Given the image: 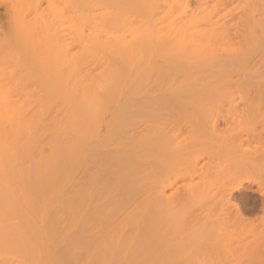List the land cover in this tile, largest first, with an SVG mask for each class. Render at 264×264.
<instances>
[{
    "label": "bare ground",
    "instance_id": "bare-ground-1",
    "mask_svg": "<svg viewBox=\"0 0 264 264\" xmlns=\"http://www.w3.org/2000/svg\"><path fill=\"white\" fill-rule=\"evenodd\" d=\"M191 2L192 0H93V5L92 0H90L88 3L93 11L94 9L95 11H100L97 15L95 13L93 16L95 19L94 33H92L89 40L93 66L87 72L85 71L86 74L83 73V76L88 75V73L90 75H88L89 77L85 76V80L83 77L82 79L80 76V79L77 77L80 73H77V71L80 69L76 68L75 64L81 58L72 53L70 65L74 66L72 68L73 72H68L69 74L63 75L64 77L60 75L59 79V86H63V90H68L69 87H72V91L73 89L74 92L76 91L74 94L80 95L79 97L75 95L72 97L69 93L71 90L65 91L68 93H66V98H77H74V101H67L68 103H71V101L79 103V106L77 104L78 109H75L74 107L76 106H73L74 113H76V110H79L76 114L71 113L72 109L65 108V111H70L66 114V119H69V121L66 120L65 123L67 125H65L68 126L72 121L71 127L69 125L71 128L69 130L74 132L72 130L73 123L76 122L74 125L76 131V133L74 132V136L76 137L73 138H76L77 150L76 148L75 150L78 154L76 152L74 154L78 156V160H74V163L78 162V165L73 163L72 165H74L73 167L77 165L78 169H76L80 174L78 175V188L79 186L80 188L75 200L77 203L74 201L73 203L66 202L69 207L72 206L69 205L71 203L77 207L76 216H74L75 218L72 217L73 220L69 226L70 229L77 230L76 237L72 240L73 244L72 241L71 245L70 242L68 243L71 246L68 248V251L70 252V250H73L70 248L74 247V250L76 248L78 252L75 251L76 254L72 255V257L70 256L68 261L72 262L75 259L77 264L155 263L153 261L157 257L156 252L163 248V246L156 242V237L161 227L159 223L161 213L169 210L173 216L175 211H177L176 217L178 218L182 217V212L184 213L183 217L186 216L175 233V238L178 240V250L183 249L192 238L198 235H206L211 238L212 245L217 247L218 250H221V247L223 250L224 247L229 246L234 247L235 251L240 248L235 254L240 250L243 251L241 252L243 254L238 253L240 255L237 254L238 258H236L233 248L227 250L224 253L225 257L223 256L226 260L222 259L223 262L231 261L230 264H234V261L237 262L241 259V262L239 261L240 264H264V230H262V235L260 232L256 235L258 241L254 242L255 236L249 237L252 234L250 229L252 230L253 223L248 221L249 218L247 215H244L241 206L233 202L237 193H242L243 190L247 189L246 184L259 185L258 194L262 196V193H264V187L258 179L245 177L254 161L252 155L248 153L240 154L238 151L236 153L233 149L231 152L238 156L231 153L232 157H227L226 167L228 166V168L225 167L227 170L224 168L221 172H218V175L215 172L216 177L220 173L222 175H220L218 188L214 189L213 182L216 177L213 176L215 175L214 173H211V175L209 172L212 167L208 172H205L204 169L199 167V162L206 157H209L211 162H214L215 158L219 159L223 146L216 145L217 147H215L211 143L206 144V140L204 141L203 139L204 136H200L201 134H205L203 130L202 132H200L201 130L199 131L200 135H197L198 133L193 134L192 132L191 135H195H192V138L189 137L192 140H186L184 136L185 141L182 139L175 143L177 137L179 138L183 133L190 131L189 127L185 124L183 125L173 115L172 109L168 108V105L151 109H146V106H144L148 101H154V99L144 97V94H142L143 90L150 83L155 86L158 82L159 85H162L160 86L161 88L169 86L172 76L180 73L178 68H185L197 74L210 71L213 74L220 75L224 73L226 75L233 71L247 69L257 55L264 57V0H195L196 4L194 6L191 5ZM9 6L11 7V4ZM12 6H14L13 3ZM174 11L177 12L178 16L177 14L176 17L173 16L175 14ZM8 13L10 14V11L6 9L7 16L11 17ZM181 19L182 21H180ZM155 55L160 56V58ZM152 58L155 59L152 60ZM156 58H159V61L161 59V61L159 62ZM82 60L84 59L82 58ZM155 60L158 62L154 63ZM94 71L97 72L96 75ZM92 73H94L93 76L91 75ZM94 78L96 79L94 80ZM75 79L79 81L80 86ZM91 80L92 83H95L93 84L94 87L97 85L105 90V95L107 94L106 96H108L107 99H110V97L113 99L120 92L124 96V92L127 91L124 96V103L112 109V128L108 136L104 138L102 137L104 134L101 136V116L104 110L103 105L100 104L102 98L99 97L101 99L98 100L97 95H93L95 92H93V86L92 91L91 89L89 90L91 88L89 85ZM158 84L156 85L157 87L159 86ZM74 86H76V90ZM79 90L80 93L82 92L81 94L78 93ZM95 90L97 91V89ZM109 95L111 96L109 97ZM93 96L96 97L94 98ZM103 99L106 100V97ZM97 101L100 102L98 103ZM69 107L72 108V105L70 104L67 108ZM170 114L176 119L172 115L170 118ZM72 115H76L78 118ZM72 117L74 119L70 120ZM62 120H58L61 121L60 124H63ZM58 124L56 126L59 130L63 126L59 124V128ZM31 125L28 123L25 126L28 131H30L29 129L34 131ZM176 128H178L177 131L175 130ZM208 129H215L214 120L211 119ZM63 131V133L69 132L65 127ZM62 132H59V134ZM56 134L58 133L56 132ZM68 137L71 138L69 135ZM193 137L195 138L193 139ZM57 138V141L54 140L55 142H50V144H54V147H59V145H64L66 142L65 144L67 145V141L60 144L59 139L61 138V134L60 138ZM210 139L208 140L210 141ZM24 140L29 141V139ZM214 141L213 143L216 142ZM56 142H59L58 146H56ZM25 143L24 145L27 146V142ZM71 143L68 142V145H71ZM217 144L221 145L220 142ZM63 145L59 147V151ZM25 146L24 149L26 148ZM72 146H67L68 149L64 145L63 148L69 152L75 147ZM54 147L50 148L51 151L48 152L53 154ZM10 148L7 136L0 133V250L4 249L6 252L5 249H12V253L16 256H11L8 250L6 254H10L13 261L17 256L23 257L21 248L27 255L32 249L36 251L40 242L41 246L44 247L42 249L39 247L40 250L36 251L37 253L31 252L33 256H28L30 253L27 256L32 258L36 254L35 257H39L37 255H39L40 251L42 254L49 251L50 244L46 247L45 251L47 240L50 239L45 233L49 232V230L43 231V228L46 227L44 226L45 223L43 226H39L40 230L37 224L40 222L38 221L40 215L42 214L41 217L43 214L45 216L46 210L43 208L45 212H40L42 209L40 207V211L38 209L39 212H37L36 208H34L37 203L35 204L32 198L33 196L35 198L41 197L40 199H42L44 194L40 192L41 196H38L39 191L36 190L37 184L33 186L30 182L32 178L33 180L36 178V175L32 176L37 172L33 171V169L38 170L37 175L40 176L44 172V169L46 170V166L50 165L51 167H49L52 168L54 166L52 162L55 159H59L54 157L56 154H50L53 156V160H51V156L48 154V161L46 159L48 156H44L42 151L41 154L43 156L40 154L41 157L38 158L40 161L36 159L37 163L42 162V165L38 163V166L41 165L42 168L37 166L38 168L31 169L33 172L30 171L25 176L21 172L20 167L18 169L22 175L17 170L16 166L18 167V165H16L15 156H13ZM65 150L63 151L64 157H66L65 153L67 154ZM72 150L69 153L73 154L75 150L73 152ZM41 158L45 160H41ZM69 158H72L71 155ZM181 159L187 161L186 167H180V164L178 165L179 167L176 166L175 163ZM65 160L67 159L65 158ZM61 162H63L62 158L59 163ZM64 165L65 163L63 167H65ZM49 170L47 168L48 172L45 171L44 175L47 180L52 181L53 174L51 173L57 172V168L54 171L52 168V172H49ZM22 171L24 172L25 169H22ZM66 173L70 175V171H66ZM19 174L21 177H19ZM62 174L64 175L63 172ZM62 174L59 176H63ZM67 176L64 175V177ZM53 177L55 178V182H57L55 184L61 187V183L59 185V182L64 177H61L60 181L56 180L57 176ZM196 178L200 180L197 184L185 185L188 181H194ZM25 180H28V182ZM53 182H50V184ZM37 183L40 184L39 181ZM45 183L50 185L47 181ZM179 183H182V185L178 186ZM55 184H53L54 187ZM57 185L56 188L58 189ZM176 186V192L172 195L168 194V191ZM37 189L40 190V188ZM44 189L48 190L47 188ZM46 190L45 192H47ZM58 191L55 190L56 193ZM247 191L252 192L249 188ZM216 195L222 200L221 209L219 210L221 218L219 217L218 221L213 215L214 213L217 215L219 213L216 205L213 203V198ZM45 197L46 199L43 198L47 202H52L50 201L51 197H53L52 194L49 196V201L47 200V193ZM37 200L39 199L37 198ZM43 203L42 199V204L40 200V204L38 205L45 206L46 203ZM56 204L59 203L57 202ZM260 207L261 210L259 211L264 212V201L261 202ZM50 208L47 207L48 210ZM185 208H189L190 213L186 212ZM70 209H68V215L71 214V217L73 210L70 211ZM33 212L37 217L39 215L38 218L35 216L37 220L34 218L38 221L37 223L33 220ZM29 215L32 220H30ZM52 215H54V210ZM55 216H58V214H55ZM55 216H53L54 218L50 217L52 219H49L50 222L55 221ZM261 217H257V220L259 222L262 221L263 225L260 224V226L264 229V216ZM49 220L47 225L50 226ZM56 220L58 221V219ZM33 221L37 225V227L33 225L37 228H35L37 231L34 227V230L32 229L31 224H33ZM54 224V227L58 226V222ZM48 227L47 229L51 228ZM54 227H52L53 230H50L48 236L52 232L54 234L58 232L55 236L57 237L58 234V238L59 236L61 237L60 231L55 230ZM31 229L34 233L37 232V234L35 233L34 235ZM61 231L63 232L64 230L61 229ZM54 234L51 235L54 236ZM42 235H45L44 240ZM45 237L48 239L46 240ZM43 241L46 242V245H42ZM254 243L256 244L254 245ZM236 245L237 248H235ZM30 248L31 250L28 251ZM23 249H26L28 252H25ZM68 251L66 255L64 254L63 259H65V256L73 253L67 254ZM27 256L25 257L26 259H23L28 262L27 259L29 258ZM47 256L45 255L44 262L50 260H46ZM2 257H0V262L4 261ZM20 257L16 260H19ZM51 257L53 258L54 256ZM52 258V263L48 262L49 264H55ZM36 259L37 261L43 260ZM19 261L17 263H20ZM68 261L64 264L71 263ZM44 262L42 261L41 264H44ZM58 262V264H62L63 261L61 263L60 261Z\"/></svg>",
    "mask_w": 264,
    "mask_h": 264
},
{
    "label": "rangeland",
    "instance_id": "rangeland-1",
    "mask_svg": "<svg viewBox=\"0 0 264 264\" xmlns=\"http://www.w3.org/2000/svg\"><path fill=\"white\" fill-rule=\"evenodd\" d=\"M89 2L90 0L89 1L88 0H0V104L2 105V107L0 105L1 107L0 108V133L7 136V139L11 147L10 150L13 153V156H15L14 158L16 160V165H18V167L16 166V168L17 170L21 168V172L25 176L26 174L30 173V171H32L31 169L33 168L35 169L38 167L42 168L41 167L42 162L40 163L38 162L39 164H41L39 166L37 163V161H40L38 158H40L42 154L44 156L46 155L48 156V154L49 156H51L53 154L57 155V153L59 152L58 155L60 154V156L54 155V157H57V159L59 160L55 159V161L52 162V165H54L52 166L53 171L54 169L56 170L57 168L56 170L57 172H52L51 170L52 168H50L51 166L49 164L48 165L50 167L46 166V170L44 169V172L40 176L37 175L38 170L33 169V171L35 172L37 171L36 174L32 175L33 177L36 175L35 176L36 180L35 179L33 180V178L31 177L32 181L30 179L31 181L30 183L33 184V186L37 184L36 190L39 191V194H37V192L36 194L38 196H41L40 194L42 192L44 194V196L43 194L42 196L45 199H46L45 195L47 193V200L50 199L49 197L50 194H52L53 196L50 199V201H52L53 203L47 202L42 197L44 203H46L45 206L38 205L40 204V200L42 204V199H40L41 197L35 198L32 196L33 202L35 204L37 203V205H35L37 207L34 206L37 212L40 211V207L46 210V212L44 211V209L43 211L42 209L40 211L43 213L45 212V216L43 214L44 217L43 216L41 217L42 215L41 213H40L41 218L37 214L39 217L38 221H40L39 223H37L38 221H36L38 217L34 215V212H35L34 211L33 212L34 217L32 216L33 220H35L34 218L37 217L35 221L38 224V227L43 226V224L45 223L44 226L46 227H44L45 229L43 228V231L49 230V232L50 230L51 231L53 230L52 227L55 226L54 223L58 222V226L54 228L55 230L60 231L61 233V237L59 236V238H58V234H57V237L55 236V234L58 232H55V234L53 232L51 233V234H54L55 237L52 236L51 234H49L50 236H48V233H49L48 231L46 232L47 234L45 233V235L48 238L50 237V239L45 237L46 240L48 239L47 245L45 242L46 240L43 241L45 244L43 243L42 245H46L45 246V251H46V247H48L50 244L48 248L49 251H46L47 254L43 253L44 255L40 251L39 255H37L39 257H35L36 254H34V257L32 258L28 257V256H33L31 252H33L34 250L32 249V251H30L31 250L30 248L28 250L30 252H28L26 249H23L25 250V252H28V254L29 253L31 254V255L27 254L28 255L27 256L26 253H24V251H22V248H21L23 257L17 256V258H15L13 261L18 259V257H20L19 258L20 261L16 260L15 262H13L12 257H10V254L11 256L14 255L11 251L12 249L10 250V248H7L5 249L6 252L4 251V249H1L0 252L2 254L0 253L1 255L0 257H2L3 255L2 260L4 261L0 262V264L2 263L3 264H12V263L34 264L37 261L36 258H38V260L43 259V260L37 261V263L41 264L42 261L44 262L45 255L46 256L48 255L46 257L47 258L46 260L48 261V259H50L48 261L49 263H52L51 256H54L52 260L55 264H58L59 263L58 261H60V263L63 261L62 264H64L70 259V256L72 257V255H75L76 252H78L76 248L74 250V247H73L74 245L72 246L73 248H70V249H73L74 251L70 249H69L70 252L68 251V248L71 247L68 245V243L70 242V245H71V241L75 239L76 232H77L76 229L75 230L70 229L69 226H70V222H72L73 220L72 217L76 216L77 207H75V205L73 206L72 203L73 201L75 202V200L77 199V193L80 188V186L78 188V185H79L78 175L80 174L77 170L78 162L74 163V160L76 161L78 160V156L76 155L78 154L76 151L77 150L76 138H73V137H76L74 136V132L76 133L74 129V125L76 122L73 123L74 125H73L72 130H74V132L69 130V128L71 127L72 121L68 124V126H66L67 125L65 123L66 120L69 121V119H66V116H67L66 114L68 113L69 110L65 111V108L73 110V106H76L77 108L76 107L74 108L78 109L79 103H77V101L76 103L73 102L75 97L74 98L72 97L75 95L74 93L76 91L74 92V89L72 91V87L68 88L69 91L71 90L69 92L72 95V97L70 96L71 99L66 98V95L68 93L65 91L67 89L63 90V86L62 87L59 86V79H60V75L61 77H64L63 75L69 74L70 71H72V68H74V66L72 67V65H70L71 64L70 59H71L72 53L78 55V58H81V60H79V62L76 61V64H75L76 68L78 67L80 69L79 71H77V73L80 72L79 74H81V75L78 74L77 77L80 76L82 79V77L84 78L85 76L90 75V73H88V75L83 76V73H85V71L87 72V70L93 66L92 64L93 62L91 59L89 40L91 39L92 33H94L93 28L95 26L94 24L95 19L93 16L95 13L97 15L100 11L99 10L95 11L94 6H93L94 11H93L91 7L89 6L90 4L88 5ZM12 3L14 6H12ZM10 4H11V7L9 6ZM92 4H93V0H92ZM195 4H196L195 0H192L191 5L194 6ZM6 9H9L10 14L8 13V15H10L11 17L7 16ZM176 14L177 12H175L173 16L176 17ZM180 21H182V19ZM155 56L157 57L158 55H155ZM158 57L160 58V56ZM82 58L86 61V63L84 60H82ZM159 58H156V59L159 61ZM171 58H174V57H171ZM153 59L155 58H152V60ZM157 60H155L154 63H156ZM178 69L180 73L172 76V80L169 86L167 87L165 86L161 88L160 86L162 85H159L158 82L156 83V85L157 84L159 85L158 87L150 83L151 85L149 84V86H147L143 90L142 94H144V97H147V98L151 97L154 99V101L150 100L146 103V105H144L146 106V109L157 108L162 105H168L169 107L168 106L166 107L172 109L173 115L177 119H179V121L183 125L185 124L187 127H189L190 131L188 132L190 133L189 134L188 132L183 133L181 135L182 137L179 135L180 137L179 138L177 137V140L175 141V143L182 139L184 141L185 139L192 140L191 138L193 134L198 133L197 135H200L201 133H199V131L201 130L200 132H202L203 130V133L205 134L204 135L201 134L200 136H204L203 139L204 141L205 140L207 141V142L205 141L206 144L211 143L212 146H215V147H217L218 145L221 147L223 146L222 148L218 147V148H221L220 153H222L220 154L221 156L219 159L215 158L214 162H211L209 160V157H206L199 162V167L204 169L205 172H208L210 168L212 167L211 171L213 172L209 171L210 174L211 173L215 174V172H217L216 174L218 175V172H221L226 167L227 160H228L227 157L229 158L230 156L232 157L231 153L233 154V152L231 151L233 149H234L233 150L234 152L238 151V153L240 154L248 153L249 155H252V157L254 158V161H253L252 166L249 169L248 174L245 177H254L258 179L260 184L264 187V57H262V55H257L255 57V60L252 62V64L249 67H247V69L241 70V71H233L226 75H224V73L217 75V74L211 73L210 71L197 74L196 72H190L189 70L185 68H178ZM94 72L96 75L97 72L96 71ZM93 74L94 73H92L91 75L93 76ZM92 76L91 78H93ZM95 79L96 78H94V80ZM92 80L89 84L91 87L89 88V90L91 89L92 91V86H93L94 88L93 92L95 91L93 95L96 94L98 98L101 97L102 99L106 97V100L103 99L102 101V99L99 98L98 100L101 99L100 100L101 102L97 101L98 103L100 102V104L103 105L104 107V110L101 116V119H102L101 136L104 134V136H102L104 138L108 136V133H110V130L112 128V125H111L112 124V111H113L112 109H114V107L116 106H121L124 103V96L126 95L127 91L124 92L122 90L125 93L124 96H123V93L120 92L118 93V95H116V97L114 96L113 99H111L112 98L110 97L111 95H109L110 99H107L108 96H106L107 94L105 95V90H103V88L97 85L94 87L93 84L95 83L94 82L92 83ZM78 82L79 81H77V83ZM160 83H162V81H160ZM78 84L80 86V83ZM75 87L76 86H74V88ZM95 89H97V91ZM78 93H80V90L78 91ZM75 96L79 97L80 95L78 96L76 93ZM70 100H73V101H71V103H68L67 101L70 102ZM66 104L68 106L71 104L72 108L71 107L67 108L68 106ZM72 110H71V113L73 114H76L79 111V110L78 111L76 110L75 111L76 113H74V110L73 112ZM64 113H65V117L63 116ZM171 115L172 114H170V118H171ZM72 116H75L76 118H78L76 115H72ZM76 118L75 120L77 121ZM72 119L74 118L73 117L70 118V120ZM211 119L214 120V123H215V129H214L215 132L212 129L210 130L208 129L210 126ZM58 120H62L63 124L62 123L60 124L61 121H58ZM23 122H24V125H23ZM56 122H58L63 127L60 128V125L57 123L60 128L58 130L57 129L58 127L56 126L57 125ZM28 123L30 125L32 124L31 126L33 127L34 131H31V129H29L30 131H28V129L25 127L26 125H28ZM53 125L56 127H54ZM64 127L66 128L67 131H69L68 133L67 132L63 133L65 131V130L63 131ZM175 130L177 131L178 128H176ZM207 131L208 132L211 131V132L208 133ZM56 132L58 134H56ZM59 132H62L60 133L61 138H60ZM192 132L193 134L191 135ZM29 134H31V136H29ZM185 134L186 135L188 134L190 136L187 135L188 136L187 137ZM68 135L71 136V138H69ZM210 135L212 136L214 140L216 138L215 140L216 142L211 138ZM56 136L61 139V140L59 139V141L61 142L60 144L67 141V145L65 144L66 142L64 143L66 147L67 146L71 147L72 144H74L73 146L75 147L73 146L72 147L74 148V150L76 148V150L74 151L72 150L73 148L71 149L72 152L74 151L73 154L69 153L71 152V150L69 152L68 150L66 151L63 148L64 147L63 144H62L63 147H61V150L59 151L58 150L59 147L62 146L58 144L59 142H56L57 143L56 146L59 145V147H54L55 146L54 144H50V142L53 143L55 142L54 140L56 141L58 140ZM184 136H185V139H184ZM194 138L195 137H193V139ZM24 139H29V141L27 140L25 141ZM208 139H210V141L213 140L215 143H213V141L210 142ZM71 141L73 142L71 143ZM25 142H27V146L24 145ZM68 142L71 143V145H68ZM218 142H220L221 145L217 144ZM24 146L27 149L26 148L24 149ZM53 147H54V152L55 151L56 152L55 153L53 152V154H51L48 151H51L50 148H53ZM64 150L65 152H67V154L65 153L66 157H64L63 155ZM61 152H62L63 157L61 155ZM75 152L76 154H74ZM228 153L229 155H227ZM70 155L72 158L68 159ZM72 155L76 159H74ZM49 156L46 158L48 159V161H49ZM52 157L53 156H51V160H53ZM59 157L62 158L63 162L59 163L61 160V158ZM65 158L67 160H65ZM42 159L44 158H41V160ZM70 159H72L73 162L72 160L70 161ZM64 163H65L64 166L66 168L63 167ZM68 163L70 166L68 165ZM72 163L77 164V165L73 167L74 165H72ZM175 164L177 167H179L178 166L179 164H180V167L181 166L186 167L187 161H185L184 159H181ZM43 166L45 167V164ZM59 166H62V167H59ZM58 167L60 168V170H58L59 169ZM71 167H73L72 168L73 170L71 169ZM47 168L48 170L50 168L49 172H52L51 174H53V176H57L58 178L60 177L59 179L56 177L57 181L58 180L60 181V179H62L61 177H64V175L65 176L69 175L68 173H66L67 175L65 174L66 171L68 172L70 171V175L67 177H64L59 182V185L61 183V187H59L57 184H55L57 182H55V178L53 176L52 178L54 182L53 180L49 181L46 179L44 173L45 171H47ZM226 168H228V166ZM22 169H25L26 171V172L24 171L25 174L22 171ZM61 171L64 173V175L62 174ZM21 172L19 170V173ZM60 174H62L63 176H59ZM216 174L213 176L216 177ZM21 175L19 174V177H21ZM220 175L222 174L220 173L218 177L216 178L214 177L215 178L214 179L215 181L213 182L214 189H217L219 186ZM37 177L39 180L37 179ZM25 181L28 182V180H25ZM34 181L35 182L39 181V183L43 181L44 183L42 182L40 184H45V185L40 186V184H38L37 182L32 183ZM46 181L49 182V184L50 182H53V183L48 185L45 183ZM199 181L200 180L196 178L194 181H188L187 183H185V185H188V186L194 185V184H197ZM53 184H55V187ZM56 185L60 189L59 188L57 189ZM180 185H182V183H179L178 186ZM43 187L47 188L48 190L44 189ZM246 187L247 189L243 190L242 193H239V194L237 193L235 195L234 197L235 200L233 199V202H236L241 206L242 210L244 211L243 212L244 215H247V217L249 218L248 221L249 222L251 221V223H253L252 230L250 229L252 234H250L249 237L251 236L250 238H252V236H255L254 238V242H255L257 240L256 235H258L259 232L262 235V232H263L262 230H264L260 226V224L263 225V223H261L262 221L259 222L257 220V217L260 218L261 216H264V212L259 211L261 210V207H260L261 202L264 201V198H263L264 193H262V196H260L261 194H258L259 185L246 184ZM37 188H40L41 191L38 190ZM248 188L249 190H252V192L251 191L248 192L247 191ZM54 189L56 191L57 190L59 191L56 193ZM176 189H177V186L173 187L172 189L168 191V194L170 195L174 194L176 192ZM45 190L47 192H45ZM37 198L39 200H37ZM57 198L59 199L58 201H57ZM68 201L72 202L71 204L68 203L70 206L72 205L71 207L67 205L66 202ZM221 201H222L221 198L217 195L213 198V203L214 205H216L217 211L221 209V204H222ZM57 202L59 204H56ZM48 203L53 204V205H50ZM46 205L49 208L51 206V208L48 210ZM69 208H71L70 211L75 210L74 212L72 211V213L73 214L75 213V214L74 215L72 214L71 217H70L71 215L70 213H69L70 215H68ZM53 210H54V215H52ZM185 210L186 212L190 213L189 208H185ZM176 212L177 211H175L174 216L169 210H166L165 212L161 213V220L159 222L161 224V227L158 231L156 242L159 245L163 246V248L156 252L157 257L154 259L153 262L155 263L153 264H230L231 263V261L229 262L227 261L228 263L225 261L223 262L222 259L226 260L225 258H223V256L225 257L224 253H226L227 250H231V248H233L234 250V247L226 246L223 248V250H222V247H221V250H218L217 247H214L212 245L213 242L211 238L206 235L205 236L198 235L192 238L183 249L178 250L179 249L178 244H177L178 240L175 238V233L177 232V229L181 225L182 221L186 218V216L183 217L184 213L182 212V217L178 218L176 217ZM219 213L218 215L216 213L213 214L214 218L215 219L217 218V221L221 218V213L220 214ZM55 214L56 215L58 214V216H55ZM53 216H55V221L53 220L54 222L51 221L52 222L51 223L50 220H52L51 218ZM67 216H69V218H67ZM29 218L30 220H32L31 216ZM56 219H58V221ZM69 219L71 220L69 221ZM48 220H49V224H51L50 226L47 225ZM67 221L69 222V224ZM36 223L34 224V221H33V224H31L32 229L33 227L34 229L37 227ZM65 224H67L66 225L67 227L65 226ZM33 225H35L36 227ZM40 227H39V230H40ZM47 227L48 228L51 227V228L47 229ZM58 227L60 230L58 229ZM32 229L31 231L34 230ZM61 229L64 230L63 231L65 232L64 234L61 231ZM71 230H74V231H71ZM32 233L34 235L35 233L37 234V232L34 233V231ZM45 235H42L43 240H44ZM30 237L33 238L32 235H30ZM72 244H73V241H72ZM255 244L256 243H254V245ZM39 247H41V249L42 247H44V246H41V242L39 243ZM39 247L37 248L38 250L36 249L37 252L40 250ZM235 248H237V245L235 246ZM7 250L9 251L10 254H6L8 253ZM66 250L68 251L67 254L73 252L72 254L65 256V259H67V261L63 259L64 254L66 255V252H67ZM36 251H34V253ZM236 251L234 252V254L236 253ZM241 252L243 251L240 250L238 253H241ZM58 253L60 254V257ZM234 254L232 253V256ZM237 254L234 255L236 256V258H238L237 257L238 255H240V254L238 255ZM26 256L30 259V261L29 259H27L28 262L25 260ZM55 259H56V262H55ZM18 261L20 263H17ZM239 261L241 262V259ZM239 261L237 262L234 261V264H237V263L240 264ZM48 262H44V264H49ZM68 262H71V261H68ZM75 263L77 264L75 259H73V261L70 264H75ZM140 264H144V262L143 263L141 262Z\"/></svg>",
    "mask_w": 264,
    "mask_h": 264
}]
</instances>
